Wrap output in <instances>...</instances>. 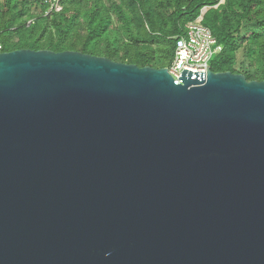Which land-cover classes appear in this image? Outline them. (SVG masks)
I'll list each match as a JSON object with an SVG mask.
<instances>
[{
    "label": "water",
    "instance_id": "95a60500",
    "mask_svg": "<svg viewBox=\"0 0 264 264\" xmlns=\"http://www.w3.org/2000/svg\"><path fill=\"white\" fill-rule=\"evenodd\" d=\"M0 53V264H264V81Z\"/></svg>",
    "mask_w": 264,
    "mask_h": 264
},
{
    "label": "trees",
    "instance_id": "16d2710c",
    "mask_svg": "<svg viewBox=\"0 0 264 264\" xmlns=\"http://www.w3.org/2000/svg\"><path fill=\"white\" fill-rule=\"evenodd\" d=\"M204 8L203 24L221 47L212 71L264 81V0H66L62 12L48 16L40 0H0V53L76 51L140 68H170L186 24ZM241 50L246 60L238 68Z\"/></svg>",
    "mask_w": 264,
    "mask_h": 264
},
{
    "label": "built area",
    "instance_id": "2783aa9c",
    "mask_svg": "<svg viewBox=\"0 0 264 264\" xmlns=\"http://www.w3.org/2000/svg\"><path fill=\"white\" fill-rule=\"evenodd\" d=\"M40 1L47 8L45 14L48 16L62 12L66 0ZM204 14L202 12L198 19L186 24L185 34L177 41L173 63L169 68L177 84H181L180 78L185 69L191 72H205L206 78L208 66L211 69V61L221 51L213 32L203 24Z\"/></svg>",
    "mask_w": 264,
    "mask_h": 264
},
{
    "label": "rangeland",
    "instance_id": "374dc122",
    "mask_svg": "<svg viewBox=\"0 0 264 264\" xmlns=\"http://www.w3.org/2000/svg\"><path fill=\"white\" fill-rule=\"evenodd\" d=\"M220 2L223 4V3L225 2V0H220ZM35 10H36V9H35ZM207 10H208V8H204L202 12L206 13ZM37 11H38V10H37ZM244 55H245L244 51L241 50V51L239 52V55H238V63H239V64H237L236 67L239 68L240 63L246 60ZM171 61H172V60H168V59H167V61H166L165 63H166L167 65H170V64H171Z\"/></svg>",
    "mask_w": 264,
    "mask_h": 264
}]
</instances>
